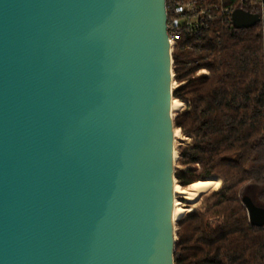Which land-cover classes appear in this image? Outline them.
I'll list each match as a JSON object with an SVG mask.
<instances>
[{
  "label": "water",
  "instance_id": "water-1",
  "mask_svg": "<svg viewBox=\"0 0 264 264\" xmlns=\"http://www.w3.org/2000/svg\"><path fill=\"white\" fill-rule=\"evenodd\" d=\"M167 19L166 0H0V264H175Z\"/></svg>",
  "mask_w": 264,
  "mask_h": 264
},
{
  "label": "trees",
  "instance_id": "trees-1",
  "mask_svg": "<svg viewBox=\"0 0 264 264\" xmlns=\"http://www.w3.org/2000/svg\"><path fill=\"white\" fill-rule=\"evenodd\" d=\"M210 1L262 15L257 0ZM263 42L264 20L237 29L217 17L173 50V97L183 104L175 125L189 140L178 149L177 184L221 181L195 204L181 199L191 211L177 222L175 264H264V226L252 225L243 203L264 208Z\"/></svg>",
  "mask_w": 264,
  "mask_h": 264
},
{
  "label": "built area",
  "instance_id": "built-area-1",
  "mask_svg": "<svg viewBox=\"0 0 264 264\" xmlns=\"http://www.w3.org/2000/svg\"><path fill=\"white\" fill-rule=\"evenodd\" d=\"M257 1L261 6L260 22H262L264 20V0ZM166 11L167 33L172 51L183 37L200 35L217 17L224 18L227 24L233 25L234 11L229 7L220 8L210 0H169V4L166 0Z\"/></svg>",
  "mask_w": 264,
  "mask_h": 264
},
{
  "label": "bare ground",
  "instance_id": "bare-ground-1",
  "mask_svg": "<svg viewBox=\"0 0 264 264\" xmlns=\"http://www.w3.org/2000/svg\"><path fill=\"white\" fill-rule=\"evenodd\" d=\"M181 107H182V103L174 99L172 105L174 116L177 115ZM179 136H180V132L179 130L176 129V131L174 132V139L176 140L177 138H179ZM220 185H221L220 180L197 182L190 185L186 189H183L179 185H176L175 194L185 197L188 203H195L200 198L201 195L207 193L212 189L219 188ZM190 211L191 208H184L179 202H176L175 211H174L175 221H179L185 215V213H188Z\"/></svg>",
  "mask_w": 264,
  "mask_h": 264
},
{
  "label": "rangeland",
  "instance_id": "rangeland-1",
  "mask_svg": "<svg viewBox=\"0 0 264 264\" xmlns=\"http://www.w3.org/2000/svg\"><path fill=\"white\" fill-rule=\"evenodd\" d=\"M200 75H208V72L206 71V72H201V74ZM177 87V83L175 82L174 83V89ZM179 101V100H178ZM183 108V104H182V107H181V109ZM181 109H180V111H181ZM180 111L177 113V115H176V117L178 116V114L180 113ZM178 130V129H177ZM179 132H180V130H179ZM189 140L187 139V138H183L182 137V135H181V132H180V136H179V138H177L176 140H175V145H176V149L178 150L179 149V147L184 143V142H188ZM177 167V166H176ZM209 192V191H208ZM207 192V193H208ZM207 193H205V194H207ZM205 194H203V195H205ZM203 195H201V196H203ZM201 196H200V198H201ZM199 198V199H200ZM181 199H184V201H186L187 202V200H186V198L185 197H183V196H180V195H176V202H179L181 205H182V200ZM198 199V200H199ZM197 200V201H198ZM196 201V202H197ZM175 202V203H176ZM195 202V203H196ZM188 203V202H187ZM195 203H189V204H195ZM183 206V205H182ZM184 207V206H183ZM186 214V213H185ZM178 222V221H177Z\"/></svg>",
  "mask_w": 264,
  "mask_h": 264
}]
</instances>
